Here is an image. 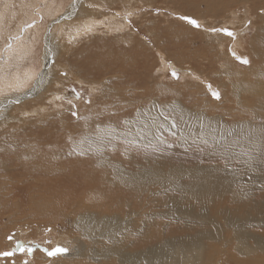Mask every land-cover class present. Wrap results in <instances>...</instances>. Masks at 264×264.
I'll return each instance as SVG.
<instances>
[{
	"label": "bare ground",
	"instance_id": "obj_1",
	"mask_svg": "<svg viewBox=\"0 0 264 264\" xmlns=\"http://www.w3.org/2000/svg\"><path fill=\"white\" fill-rule=\"evenodd\" d=\"M34 1L36 5L32 9L30 0L23 3L25 8L20 9L22 13L17 12L20 14L18 24L11 30L8 24L12 22L14 13L10 12L8 6L12 1L0 4V46L4 44L0 47V129L9 120L35 125L24 133L23 145L18 152L6 144H0V169H5L6 176L25 178L17 192L21 194L29 189L25 202L30 204L29 208L21 211L20 217V220L25 218L28 221L23 224L20 222V226L16 225L10 231L0 233V252L10 251L14 245L17 247L18 239L26 240V229L31 224L52 226L50 233L55 235L63 223L69 222L71 230L69 233L62 231L65 241H61L68 250L67 254L43 256L35 252L32 253V264H213L210 262L213 253V259L219 255L214 264L219 262L221 255L230 264H254L255 257L264 254L263 236L250 228L251 225L255 227L253 224L257 221L264 226V201H254L251 198L253 192L249 189L255 186L264 191V0H200L206 2L203 4L211 13L216 10V4L221 2L226 5L224 11L231 15L230 21H219L222 22L219 25L222 29L239 31L236 48L247 46L242 54L248 61V68L244 70L234 69L237 64L229 56L228 35H225L226 38L223 35L212 36L206 30H187V35L175 33L177 35L173 36L176 39L173 43L182 42L184 36H187L199 39V46L203 44L202 40H209L217 50L215 57L223 56V60L230 65L228 66L233 76L238 78L237 82L235 80L237 85H230L234 103L247 104L240 112L236 109L225 111L231 117L236 116L237 120L231 123L219 117L201 122H195L198 118L189 121L178 110L180 108L179 105L176 106L177 101L169 102L165 97V100H158L159 96L166 94L167 89L160 90L162 95L151 90L148 55L150 51L159 52V59L162 61L156 71L163 70L168 61L163 52L165 48H160L162 43L157 36L164 37L169 28L158 25L154 22V17H141L138 23L132 25L125 16L133 18L134 11L138 9L162 7L156 5L160 0H71L67 4L64 0H39L44 2L42 7L37 4V0ZM240 6L246 13L251 12L249 17L255 18L246 32H241L238 22L236 10ZM234 7L237 9H232ZM259 10L262 13L257 15ZM28 13L31 14L34 25L30 20L21 19ZM57 17L59 23H56ZM160 17L165 16L162 14ZM81 18L85 24L79 29L80 25L75 22ZM194 18L204 21L201 17ZM73 23L77 28L69 30ZM56 24L58 25L55 26ZM99 25H103L104 30L94 32L93 29H99ZM215 25L213 24L214 27ZM47 26L50 31L42 35V30H46ZM56 30L63 35L62 43L71 46L82 38L100 42L99 38L92 37L95 34L102 39L109 38L110 57L126 62L129 58L125 56L128 55L135 68L141 63L139 68L150 75V80L146 82L144 75L139 76L133 71L134 86L120 96L116 109L106 119H97L93 114H87L90 102L82 107H75L74 110L58 105L60 96L66 95L70 82L80 86L83 84L91 92L92 85H85L71 74L69 63H65L68 58L56 51ZM248 31L252 35L249 33V36L243 37ZM141 34L146 35L150 43L142 38L140 40L137 35ZM41 35L42 56L38 63L39 69L28 67L29 69L21 70L19 67V71L18 66L30 58L34 48L39 46L38 39ZM226 43L227 51L224 48ZM188 44L193 46L192 42ZM72 50L67 51L69 56L79 59L77 54L72 55ZM139 58L143 62L138 63ZM59 62H63V65ZM72 67L76 68V64ZM50 68L54 74L50 77L51 81H48ZM56 68L65 71V83L58 77L61 73H56ZM191 78L193 79L192 75ZM120 80V76H115L111 81L119 83ZM245 80L248 87L245 86L246 83L243 91L249 97L247 101L239 97L242 88L238 89L239 84L245 83ZM259 80L263 82L262 85ZM204 82L209 84L207 77ZM195 83L190 81V86L195 87ZM143 84L145 86L138 88ZM108 91L101 94V97ZM10 92L15 93L11 95ZM206 93L208 95L207 90ZM126 96L144 99L136 101L131 107ZM221 97L220 94V101ZM207 98L214 104L219 102L211 97ZM95 106L98 107L97 103ZM160 107L168 108L164 110ZM80 108L84 111L79 112ZM44 110L49 113L39 115ZM133 111L140 113V116L133 118ZM167 112L171 115L162 123L164 120H161V116ZM204 112L207 110L203 108L199 114L203 116ZM75 114L79 124L78 131L73 132V129L65 127L64 120L68 119L65 118L66 115L73 117ZM35 115L37 118H34ZM83 118L87 121L81 122ZM178 119L181 120L180 123H177ZM188 123L192 125L191 129ZM182 124L191 132L190 137L187 138L189 133L181 129ZM22 129L21 126L20 131ZM2 135L0 131V141L3 140ZM173 140L181 150L202 152L207 162L197 163L194 158H188L190 154L196 156L193 151L188 152L184 161L175 153L165 155L167 146L175 147ZM106 149L115 153L117 160L111 159L105 153ZM7 156L18 163L10 170L6 166L9 163ZM214 158L218 161L213 162ZM162 200L166 201L161 202ZM165 208L172 209L168 212L167 209L164 211ZM19 209L17 207L11 213L9 210L5 213H9V218L15 220L13 214L20 212ZM206 227L207 230H204ZM37 229L36 234H44V231H39V227ZM168 231H171L170 235L166 234ZM9 234L12 240L5 244L4 239ZM208 243L212 245L208 246ZM249 243L253 244L252 248ZM19 247L12 249V252H18ZM52 247L54 246L50 245ZM251 251L255 254L250 256ZM7 257L9 258L0 257V264L2 261L7 264L11 260L17 263L21 261L16 255Z\"/></svg>",
	"mask_w": 264,
	"mask_h": 264
},
{
	"label": "rangeland",
	"instance_id": "obj_2",
	"mask_svg": "<svg viewBox=\"0 0 264 264\" xmlns=\"http://www.w3.org/2000/svg\"><path fill=\"white\" fill-rule=\"evenodd\" d=\"M6 1L7 0H0V4H5ZM11 1L12 2L8 6V8H9L11 13H14L15 16L13 15L12 22H10L8 24L9 25L8 28H10V30L13 29L15 27V25L18 24L17 22L19 21L18 19H19V15H20L18 13H22L20 9L25 8V6H23V3L28 2V0H15V2L13 0H11ZM17 1H18V3H17ZM30 1H31V8L30 9H32L35 7L36 2L34 0H30ZM70 1L71 0H64V2L66 4H67V2H70ZM199 1L200 0H189V1L188 0H175V1L160 0L159 2L156 3V5L157 4H158L157 6L162 5V7L149 8V9H144V10L138 9V11H134L135 17H133V18H131V16H125V18L128 20V22L131 24L132 23H138L139 19L141 17H144V18L145 17L146 18L152 17V19L154 17L153 20H154V22H157L158 25H161L162 27L167 28V29L169 28V30H168L169 33H168V31L165 32L164 37L157 36L159 39H161L160 43L164 44V42H166L164 45L160 44L161 45L160 48H163V49L165 48L163 52L165 53L164 56H166V61H168L167 63L164 62V63H166L165 64L166 67L164 65L163 70L161 69L160 71L157 72L156 70L158 69L159 64H161V61H162V59H159V57H160L159 52L150 51V55H148V56H150V63L147 66L150 68L149 73H150L151 78H152L151 80H150V75L148 73H144L145 71H143V69L139 68L141 65L140 62L142 61V59H140V58L138 59V61H139L138 63H140V64L137 66V68H135L132 60L130 59V57L128 55L125 56L126 58H129V60L126 62H121L116 58H111L110 57L111 46H108V44L111 45V40L109 38L108 39H102V38L98 37L97 34H95V36H92V37L93 38H99L100 42H98L96 40H93L90 42V40H88V39L86 40V38H82L79 40L80 43H79V41L78 42L75 41L74 44L71 46V44L67 45L65 43H62L61 40H63V35L60 33H57L58 31L56 30L55 31V33H56V46H55L56 51H58L61 55L65 54V56L68 58L67 61L65 62V60H64V62L66 63V65L69 63L68 65L71 68L70 69L71 74L73 76H75L77 79H80L85 85H92V92H91L90 88H88L87 86H83V84H81V86H80V84L70 82L71 84L69 85L68 89L66 90V95L60 96V98H59L60 102L58 105H60L62 107L67 106L68 108H72L74 110L75 107H82V105H84L85 103L90 102V109H89L87 114L88 115L93 114L95 116V118H97V119H106L116 109L119 100H121L120 96L122 94H124L126 90H128V89L132 88V86H134L133 85V82H134L133 71H134L139 76L144 75L143 77H145L146 82L149 80H150V82L152 81L151 83H149V86L150 85L152 86V87L150 86V88H151V90L154 91V93H159L162 95L160 90L163 88L167 89V91H165L166 94H163L162 95L163 97L159 96L158 100L161 101L165 97L169 102L177 101L178 103L176 102V106L179 105V108H180L178 110L180 112H183L184 115L187 116L189 121L193 118H198V119H195V122H201L202 120L205 121L208 118L209 119L213 118L211 120H215V119H218V117H219V119H221V120L223 119L224 121H228L229 123L236 121L237 120L236 116L231 117V115H227V113H226L227 110L236 109L238 112H240V111L244 110V107H247V104H246V102L245 103L241 102V104L235 105V103H234L235 101L233 100L235 98L232 97L234 94H231L232 91H230V89H231L230 85L235 83V80L237 82L238 78L235 79V76H233L232 71L230 70L231 69L229 67L230 65L228 64L229 65L228 66L227 63L225 62V60H223V56L220 55L221 57L219 56V58L215 57V51H217V50H215L212 47V42L204 39V42H203V40L201 41V43H203V44L199 46L197 44L199 42L198 41L199 39H190L189 37L184 36V40L182 42L180 41L177 43H173L176 40L173 37L174 35H177L175 33H180V34L185 33V35H187L188 34L187 30H195V31H201V32L206 30L212 36H214V35L225 36L226 35L223 32L213 31V29H222L223 27L219 24H221L225 20H226L225 22L230 21L229 18H231L230 17L231 15L228 12L224 11L226 9L225 8L226 5H224L221 2L216 4L217 5L215 7L216 10L215 11L213 10L212 11L213 14H212L211 10L204 5L206 2L200 1L201 3H198ZM169 2H171V4ZM16 3L17 4L20 3L19 7H21V8H19ZM37 4L41 5V7H42L44 2L37 0ZM14 6H15V8H19V10L15 9ZM126 6H129V5H126ZM165 6H167V7L165 8ZM232 9H237V8L234 7ZM13 10H15V11L13 12ZM219 10H222V11H219ZM243 10L245 13L243 12ZM236 12L238 13L237 16H238V22L241 25V32H243V31L246 32L248 26L252 25L255 18L249 17L248 14L250 15L251 12L248 11L246 13V10L241 9V6L239 9L236 10ZM204 13H206V15ZM258 13H262V11L259 10L257 12V15H258ZM17 14H18V16H17ZM118 14H122V13H118ZM162 14H164L165 17H160ZM62 15H64V14H62ZM145 15H147L148 17ZM208 15H210V16H208ZM206 16H208V17H206ZM260 16H262V15H260ZM59 17L56 18V23H59ZM181 17L192 18L193 20H195L197 22L199 27H194L192 24H189L185 19H181ZM194 17H201L204 21H202V20L197 21V19H195ZM225 17H228V18H225ZM21 19L25 20V21L30 20V22L32 23L31 14L29 15V13L27 14L26 17H24V18L21 17ZM95 19L100 20V18H95ZM219 21H222V22H219ZM203 23H204V25H203ZM32 24L34 25V22ZM75 24L80 25L78 27L80 29L85 24V21L83 18H81V19L77 20L75 22ZM75 24L73 23L72 25H70L69 30L77 28ZM213 24L214 25L217 24V25H215V27H214ZM57 25L58 24H56L55 26H57ZM228 26L233 27V28L235 27L233 25H228ZM22 27H24V26H22ZM22 27H20V28H22ZM103 30H104L103 25H99V29H93V31L96 33L101 32ZM227 30L232 32L231 28L230 29L227 28ZM49 31H50V27L47 26L46 30H44V31L42 30L41 34L42 35L46 34V32H49ZM65 31H66V29L64 30V32ZM251 32H252V30H251ZM251 32L248 31L246 33V35H244L243 37L249 36V33H251ZM232 33H234V36H229V38L226 37L227 35L225 36L228 39L229 44L226 43L224 45L225 46L224 48L227 51L226 47L229 46V52H230L229 56L233 59L232 62L237 64L236 67H234L235 71H237L239 69L244 70V69L248 68V63L242 64L240 62V59H244L242 54L247 49V46H245L244 48H241V49L236 48V43L238 40L237 35L239 34V31L233 30ZM42 35L38 39V41L40 40L39 41L40 43H38L39 46L34 48L33 52L30 54V58H28L22 65L20 64L18 66V70H19V67H20V69L22 68L21 70L29 69V68L34 69V70L39 69L40 64H38V63H40L39 59L42 56V50H40V48L42 46V43H41L42 38H43ZM88 35H90V34H88ZM251 35H252V33H251ZM137 36L140 38V40L144 39L145 41L146 40L148 41L147 43H150V41L146 35L144 36V34H141L140 36L139 35H137ZM234 38H236V39H234ZM185 39L186 40L190 39V41H186ZM206 41H209V42H206ZM233 41H235V42H233ZM190 42L193 43V46L188 44ZM204 44H205V46H204ZM227 44H228V46H227ZM3 45L4 44H2L1 46H3ZM64 45L66 48L64 47ZM78 45L81 47L79 48ZM232 46H233V48H232ZM60 47H61V49H60ZM71 49H73L72 55H73V53L77 54L76 57H78L79 59H77V58L75 59L74 58L75 56L74 57L71 55L69 56L67 51L71 50ZM262 49H263L262 51L264 52V47H262ZM116 52H121V51L116 50ZM231 53L233 56L231 55ZM215 60H216V62H215ZM59 64L63 65V62H59ZM73 64H76V68H74V69L72 67ZM237 67H240V68L237 69ZM40 69H42V67ZM221 69H223V70H221ZM21 70H19V71H21ZM59 71L60 70H57V68H56V73ZM220 71H221V73H220ZM62 72L64 73V76H63ZM227 72H230V73L228 74ZM60 73H61V75L59 76V74H58V77H60V79H62L63 82L65 83L66 80L64 81V78L66 77V73H65V71H60ZM173 73H175V76H173ZM214 73H216V74H214ZM49 74H51V75H49ZM49 74H48V76H49L48 81H51V78L53 77L52 74H54L52 72L51 68L49 69ZM183 75H184V77H183ZM191 75H192L193 79L191 78ZM216 75H219V76L217 77ZM115 76H120L122 78V80H120L119 83H113L111 80ZM200 76H202V77L204 76L205 78L202 79V77H200ZM206 77H207V81H209V84L204 82V79L206 80ZM222 77H224L226 80ZM187 79H189L190 81H192L194 83L196 82L195 84L198 87L197 88H195L196 86L191 87L190 81ZM155 80H158V81L155 82ZM5 82L8 83V81H5ZM225 82H227V83H225ZM259 83H260V85L263 84V82L261 80H259ZM191 85H192V83H191ZM205 85H206V87H204ZM235 85H237V84L235 83ZM244 85L246 87H248L247 86L248 85L247 80H245V83L239 84L240 88L238 87V89L241 90V88H242L241 92L243 94V95L242 94L239 95V97H241L242 100L245 99V101H247V99H249V97H247L246 93H244V91H243L246 88ZM143 86H145V84H143L142 86H138V88L143 87ZM223 87H225V88H223ZM214 88H215V90H213ZM216 88H217V90H216ZM47 89H50V88H47ZM95 90L97 92H95ZM107 90H109L108 93L104 97H101V94L105 93ZM206 90L208 92V95L206 93ZM214 92L221 94V96H222L221 101H220V94H219V99H215L213 97L212 93H214ZM12 93H15V92H10L11 95H12ZM229 95H231V96H229ZM207 97H209V98L211 97L215 102L218 100L220 103L216 102L214 104L213 102H210L211 100H209ZM228 97H229V99H228ZM126 99L130 101V104L132 107L136 101H138V100L142 101L144 98L143 99H136V98H130V97L126 96ZM225 100H227V101H225ZM95 103H97L98 107L95 106ZM201 103L203 106L201 105ZM211 103H213V104H211ZM223 103H226V104H223ZM46 104H48V103H46ZM240 105H242V106H240ZM227 107H228V109H227ZM160 108L166 110L168 107L167 108L160 107ZM203 108L205 110H207V112H204L205 115L202 116V114H199V113L202 112ZM81 111L83 112L84 109L80 108L79 112H81ZM168 112L161 116V120H164L162 123H164L165 119L171 115ZM48 113L49 112L47 110H44V111L39 112V115H46ZM175 114H172V115L175 116ZM69 115H72V114H69ZM139 116H140V113L137 114L135 111L132 112L133 118H137ZM34 118H37L36 115L34 116ZM65 118H68L67 120H64L65 127L69 128L70 130L73 129L72 130L73 132L78 131L79 121L77 120L76 114L73 117H70V116L68 117V115H66ZM227 118H229V119H227ZM230 118H232V119H230ZM233 118H234V120H233ZM11 121L12 120H9L8 124L6 126H3L0 129V131L3 134L2 135L3 140L0 141V144L1 143L6 144V145L10 146L11 148H13L15 152H18L19 149L21 148V146L23 145L22 137H23L24 133L33 129L35 127V125L34 124L30 125L28 123L19 124L18 122L13 123V121L12 122ZM80 121L86 122L87 120L85 118L84 120H80ZM256 121H257V123H260V121L258 119H256ZM180 122H181V120L178 119L177 123H180ZM76 125H77V127H76ZM21 126L23 127L22 131H20ZM56 126L58 127V125H56ZM180 126H181V129L183 128V131L189 133V135L187 134V138L192 135L191 132L188 131V129L186 127H183V126H185V124H182ZM191 126L192 125L189 124L190 129L192 128ZM11 130H15V131L11 133L10 132ZM82 137H85V136H82ZM173 141H174V145L176 147L175 140H173ZM185 146H188V145H185ZM175 147L167 146V149H166L164 154L167 156H171L172 154L175 153V154H177L178 158L181 161H184L187 158L188 152L193 151V150H189V151L181 150L180 148H178V146L176 148ZM210 148H212V145ZM108 150L109 149H106L105 153L111 159L113 158L114 160H117V158H115V156H116L115 153H110V150L109 151ZM193 152H195L196 156L193 157L190 154L188 158H194V161L197 163H206L207 162V159H205L202 152L195 151V150ZM112 154H113V156H111ZM0 157H1V155H0ZM6 159H7V161H9V163L6 166L10 170V168H13L14 164L17 162L13 159L11 161L10 160L11 156H7ZM217 161L218 160H216V158L213 159V162H217ZM9 170H7V171H9ZM6 174H7V172L5 171V169L1 168L0 169V233H2L4 231H8L11 228L13 229V227L16 225L20 226L19 225L20 222H22L21 224H23L24 221H28L25 218L20 220V217H22L21 211L26 210L27 208L30 207V204H26V202H25V199L27 198V195H28L27 190H29V189H25L24 191L21 192V194L19 192H17L22 187L25 178L10 177V176H6ZM249 189L253 192V195L251 198L254 201H256V202L264 201V191H262L261 188L257 189V187L252 186ZM165 201L162 200L161 202H165ZM17 207H20V209H19L20 212H16V213H14V214L12 213V214H13V219L18 220V221L11 220L9 218V213H5V212L7 210H9L11 213ZM166 209L169 212L172 208H165L164 211ZM153 214H155V212H153ZM254 221H256V218H254ZM29 224H31V223H29ZM251 224H253V223H251ZM254 225H255V227H252V225H251L250 228L253 231H256V233H258L259 235H262L264 238V226H263V224H261V222L257 221V223L255 222V224H253V226ZM28 227H30V228L26 229L28 231V237H26L27 239L25 240L24 238H22V241H21V239H18L16 241V243H19V246L21 247L20 250H18V252H16V251H15L16 253L12 252L13 250H16V248L14 249V247H16L15 245L12 248L13 250L12 249L10 251L9 250L8 251L3 250L0 252V257H2V258L3 257L9 258V257H7L8 255H4V253H9V252L12 253V255H16L17 259L21 258V261L19 263H17V261L14 262L13 260H11L8 262V264H20V263L21 264H32L33 254L35 252H38L44 256L45 254L47 255V252L53 251L57 247L65 248L64 244L61 242V241H65L64 235H62V231L66 230V232L69 233L71 230V227L69 226V222H66V224L63 223L55 235L50 233L52 226H44L43 227L42 225L37 226V225L31 224ZM37 227H39L40 232L44 231V234H40V235L36 234L37 230H38ZM195 227H198V226H195ZM203 229L207 230V227L203 228ZM209 230H211V229H209ZM170 232L171 231H168V232H166V234L170 235ZM192 236H194V235H192ZM11 237L12 236L9 234L4 239V243L9 244V241L12 240ZM60 238H62V240ZM159 243L160 242H157V244H159ZM50 245L54 246V247L50 248ZM207 245L208 246L212 245V243H210V244L208 243ZM248 245L251 248L253 247L252 243H249ZM47 247L50 248V251H48L49 249ZM29 249L32 250L31 253H29V251H28ZM20 254H22V255H20ZM66 254L67 253H64V255H66ZM252 254H255V252L251 251L250 256ZM61 255H63V254H61ZM214 255H215V253H213V257L211 258L212 260L210 261V262H213V264L216 263L218 256H219L218 255L215 259H213ZM12 257L13 256H11V258ZM222 257L223 256L221 255L220 260L217 264H230L228 261H224L222 259ZM259 257H260L261 261H260ZM255 259H254L255 260L254 264H257V263L263 264L264 263V254L258 255V258L255 257ZM257 259H259V260H257ZM29 261H30V263H29ZM2 263L7 264L6 261L5 262L2 261L1 264Z\"/></svg>",
	"mask_w": 264,
	"mask_h": 264
},
{
	"label": "snow or ice",
	"instance_id": "obj_3",
	"mask_svg": "<svg viewBox=\"0 0 264 264\" xmlns=\"http://www.w3.org/2000/svg\"><path fill=\"white\" fill-rule=\"evenodd\" d=\"M181 19H185L189 24H192L194 27H199V25L197 24V22L195 20H193L190 17H181ZM213 31H219V32H223L224 34L228 35V36H234V34L230 31H228L227 29H213ZM240 62L242 64H247L248 61L246 59H240ZM63 74V73H62ZM173 76H175V73H173ZM213 97L216 99H219V94L218 93H212ZM175 126V125H174ZM29 253H31V249L28 250ZM68 250L66 248H61V247H57L55 248L53 251L47 252V255L49 256H54V255H61L66 253ZM4 255H12V253H4Z\"/></svg>",
	"mask_w": 264,
	"mask_h": 264
},
{
	"label": "flooded vegetation",
	"instance_id": "obj_4",
	"mask_svg": "<svg viewBox=\"0 0 264 264\" xmlns=\"http://www.w3.org/2000/svg\"><path fill=\"white\" fill-rule=\"evenodd\" d=\"M19 247V244L17 245L16 249ZM20 248V247H19Z\"/></svg>",
	"mask_w": 264,
	"mask_h": 264
}]
</instances>
